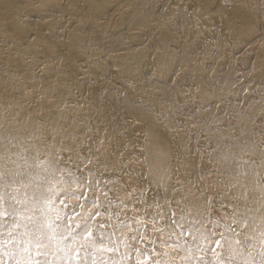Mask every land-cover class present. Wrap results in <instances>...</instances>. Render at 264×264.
Returning a JSON list of instances; mask_svg holds the SVG:
<instances>
[{"label":"bare ground","instance_id":"6f19581e","mask_svg":"<svg viewBox=\"0 0 264 264\" xmlns=\"http://www.w3.org/2000/svg\"><path fill=\"white\" fill-rule=\"evenodd\" d=\"M0 171L21 201L19 239L32 228L25 194L63 189L78 196L61 197L68 207L56 202L61 214L79 222L96 200L94 230L123 240L128 264H153L161 258L153 251L192 264L181 257L201 233L230 235L234 197H247L239 203L259 228L264 0H0ZM98 176L107 199L73 182ZM206 188L213 199L202 217L194 195ZM165 196L191 208L182 222L185 230L194 224L197 240L169 227L174 247L150 243L159 233L145 213L162 227L160 206L172 213ZM133 220L143 227H115ZM136 232L144 234L139 244L129 239ZM250 234L258 252L259 233ZM50 243L55 249L58 240ZM237 250L232 264H245L248 251Z\"/></svg>","mask_w":264,"mask_h":264},{"label":"snow or ice","instance_id":"6c2138e0","mask_svg":"<svg viewBox=\"0 0 264 264\" xmlns=\"http://www.w3.org/2000/svg\"><path fill=\"white\" fill-rule=\"evenodd\" d=\"M91 152V148L88 149ZM92 159L91 156L88 157ZM89 175H93L90 170ZM4 172L0 171V264H128L129 256L127 253L120 252V246L124 244L123 240L113 239L112 235L104 232H97L96 224L91 221H96L97 217L102 216L97 206V201L92 200V207L96 209L94 213H88L83 215L77 214L79 222H76L73 217L65 218L61 214V208L56 206V202L59 201L63 207H68L61 197L78 196L77 193H67L63 189L56 191L54 188H45L43 191H34L31 195L25 194V203H32L30 211L33 215L24 217L32 225V228H28L25 225L27 231L19 235L26 236V239H19L16 228L19 225L16 223L17 219L21 216L17 205L21 202L17 199L16 189L12 188L11 184L5 180ZM102 176H98L92 183L85 185L83 177L80 179L73 178L74 183L80 184L81 187H89L99 192L101 196L107 199V191L100 187V180ZM25 187H28L25 185ZM203 204L197 209L200 215L203 217L208 212V204L213 199L212 195L208 193L207 188L205 193L200 196L194 195V198H201ZM185 199V198H181ZM237 200V204L233 207V211L230 214L231 223L227 225L226 232L229 234H220L217 236L215 230L209 229L208 235L200 234L201 243L192 244L187 250V256L181 257L191 261L192 264H196V260L200 261V264H232V260L235 255L238 254L237 246L240 251H248L249 259L245 261V264H264V218H262V224L259 228L253 226L249 222L251 218L252 208L242 207L239 203L241 199H247V197H234ZM165 205L169 209H172L171 216L166 211H163L164 206L161 205L162 212L157 213L160 221H164L162 227L156 226L159 221L154 220L153 217L145 213L148 217V222L153 223L151 231L159 233L150 243H155L159 240L165 246L170 245L169 241L172 239L170 234H166L165 228H180L184 236H188L192 233V240L195 241L198 237L193 232L194 224H189L187 230H185L186 214H191V208L181 204L180 200H174L171 204H168V198H164ZM223 205V201H220ZM83 207L82 204L79 205ZM29 211V209H25ZM54 212V218L50 213ZM39 213V216L36 215ZM179 216V219L174 217ZM225 219V217H221ZM194 223H202V221H194ZM100 229H103L105 225L97 221ZM135 224L137 228L143 227L135 220L129 224H125L121 221L115 227L127 228L130 232L133 231L131 225ZM74 225V226H73ZM235 225L236 227H233ZM112 227V225H109ZM218 227V225H217ZM236 228L240 231L237 232ZM34 229V231H33ZM199 229H195V232H199ZM259 233L261 248L258 252L255 251V245L250 243L255 237L250 233ZM57 239L58 244L53 249L50 241ZM130 240L135 241L137 244L144 239V234L136 232L129 237ZM49 242L46 243L45 241ZM62 245V246H61ZM125 247L135 250L140 255H146L142 253L139 248H134L132 244H127ZM192 248H195V259H193ZM251 250V251H249ZM255 252V255L253 254ZM154 256L159 255V259H155L153 264H170L167 259V252L156 253L153 251ZM207 255L212 256V261L206 260L204 257ZM135 264H142V261L137 257Z\"/></svg>","mask_w":264,"mask_h":264}]
</instances>
